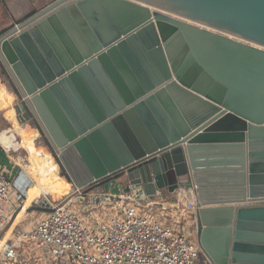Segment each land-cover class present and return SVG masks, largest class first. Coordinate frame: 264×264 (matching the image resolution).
I'll return each instance as SVG.
<instances>
[{"label":"water","instance_id":"95a60500","mask_svg":"<svg viewBox=\"0 0 264 264\" xmlns=\"http://www.w3.org/2000/svg\"><path fill=\"white\" fill-rule=\"evenodd\" d=\"M0 66L74 190L192 188L209 263L264 264V0H52Z\"/></svg>","mask_w":264,"mask_h":264},{"label":"built area","instance_id":"2783aa9c","mask_svg":"<svg viewBox=\"0 0 264 264\" xmlns=\"http://www.w3.org/2000/svg\"><path fill=\"white\" fill-rule=\"evenodd\" d=\"M101 183L75 189L89 200L80 210L51 204L32 229L16 230L9 239L0 233V264H198L200 248L190 230L197 209L192 188H178L172 199L142 198L130 185L104 199ZM11 186L0 170V232L11 217Z\"/></svg>","mask_w":264,"mask_h":264},{"label":"rangeland","instance_id":"374dc122","mask_svg":"<svg viewBox=\"0 0 264 264\" xmlns=\"http://www.w3.org/2000/svg\"><path fill=\"white\" fill-rule=\"evenodd\" d=\"M52 0H11L10 1V7H9V11L13 14L16 15V17H14L13 15H11V21L12 22H16L15 20H23L24 18H26L27 16H29L30 14H32L33 12H35L36 10H38L39 8L43 7L45 4L49 3ZM7 8V7H4ZM4 70V69H3ZM3 74L6 77V72ZM7 78V77H6ZM10 88L13 89V87L10 84ZM13 98H17V100L15 101V103H19L21 100L18 99L17 94L15 93L14 89H13V94H12ZM24 120V117L22 114L18 115V119L17 121L22 122ZM28 122L25 123V126H21V125H14L13 127L10 128H21V135L19 136V140H21L22 138H26L29 141H32L28 146H27V150L29 152L28 156H29V160L31 161L30 167L32 168H28L26 170V173L28 175H32L36 178H45V180H43V185H49L52 180V186L49 188V190L46 192L45 196L40 195L38 197H36V199H33L32 201L29 202V205H34V202H40L42 201V199H46L50 204H61V205H65L68 206L69 208H71V210H80L82 209L84 206L89 204V200L87 197L83 196V201H79L77 200L78 197L80 195L77 194V192H75V190L70 186V181L66 180L64 177V170L61 168L58 160L56 159L55 156V152L54 150L47 145V141L44 137V135H42L37 127L35 126V124L33 123L32 120L28 119ZM25 122V120H24ZM18 129V130H19ZM11 142V139H10ZM8 141V143H10ZM21 142V141H20ZM22 145V143H21ZM32 145L31 148H29ZM23 146V145H22ZM27 153L25 151H23L21 153V157H25ZM27 156V158H28ZM26 161H28V159H26ZM29 164V163H28ZM21 167H23V164L21 163ZM47 165H50L51 167H46ZM25 168V167H24ZM20 171V170H19ZM19 171H17V175H19ZM44 174V175H43ZM39 183L42 184V181H39ZM96 186H91L89 189L93 190ZM73 189V190H72ZM10 198L11 199H15V197L13 196V193L16 192V189L14 186L10 187ZM53 193H56L59 195L58 199H61L60 201H58L57 203L53 201ZM166 196V195H165ZM169 197H171L173 194H169ZM24 198V197H23ZM26 198H24L25 200ZM17 201V200H16ZM7 209V206H6ZM10 209L8 208L7 211H9ZM81 214V213H80ZM83 214H85V212H83ZM45 216L47 215L46 212H39V211H35V216ZM194 225V224H193ZM193 225H190V230H193ZM19 230V229H17ZM16 231V230H15ZM9 233V232H8ZM3 235V234H2ZM7 235H5L6 239L8 238ZM3 237V236H2ZM4 238V237H3ZM192 239H195V232L192 235ZM44 257V255H43ZM41 261L38 260L36 261V259H30V263L31 264H41ZM54 264V263H50L48 260L43 262V264ZM198 264H210L207 262L206 257L203 254H200L198 260H197ZM58 264V263H55Z\"/></svg>","mask_w":264,"mask_h":264},{"label":"crops","instance_id":"0c3cea01","mask_svg":"<svg viewBox=\"0 0 264 264\" xmlns=\"http://www.w3.org/2000/svg\"><path fill=\"white\" fill-rule=\"evenodd\" d=\"M10 1L11 0H0V33L5 31L8 27L13 25L14 23L18 22V20H15L16 22L11 21V15H13L14 17H16V15L9 11ZM4 7H7V8H4ZM3 72H4L3 68L0 66V131L13 127L14 125H17V124L24 127L25 123L28 122L26 119H24L25 122L24 120L22 122L17 121L18 115H20L15 107L16 106L15 101L17 100V98L12 97L13 89L10 88V82L5 77ZM20 129L18 131H20ZM8 141L10 142V139L7 141H3L2 139H0V142H2V144L0 143V170L6 172L12 181L16 177L15 175L17 174V171L19 170L23 171L26 174V176L29 177L28 174L26 173V170L32 167L30 166H25V168L24 166L21 167L22 166L21 163L23 164L27 158L21 157V153L20 154L8 153L7 146L4 145V144H7ZM20 141H21L20 143H22L23 147L26 148V150H27V146L32 142L26 138H22ZM31 147L32 145L29 148ZM26 150L25 152L29 153ZM30 162L31 161L29 160L28 165L31 164ZM46 167L49 168L51 166L47 165ZM13 196L15 197V199H11L10 205L7 206V209L8 208L10 209L9 213L11 217L7 221L5 227L0 232L1 235L3 234L2 235L4 237L3 239H6L5 235L7 234H8L7 239L11 238L13 233L17 229H23V230L32 229L33 226L36 224V222L40 218L43 217L42 215L35 216V211L45 212V211L38 210V209L37 210L31 209L32 205L31 206L29 205V202H28L29 200L28 201L24 200L26 196H24V198H22L21 201L18 200L19 198L18 191L14 192ZM58 197H59L58 194L53 193V198H52L53 201L61 200V199H58ZM34 203H35L34 205H36L38 204V201ZM26 254L29 255V253H25V255Z\"/></svg>","mask_w":264,"mask_h":264},{"label":"bare ground","instance_id":"6f19581e","mask_svg":"<svg viewBox=\"0 0 264 264\" xmlns=\"http://www.w3.org/2000/svg\"><path fill=\"white\" fill-rule=\"evenodd\" d=\"M16 110L18 111L19 114H22L17 105L15 106ZM24 117V116H23ZM24 119L28 120L27 118L24 117ZM19 128H7L5 130H1L0 131V139H2L3 141H7L9 139H11L10 143L4 144L7 146V152L8 153H22L23 151L26 150V148H24L19 140V136L21 135V129L20 131H18ZM9 137V138H8ZM2 144V142H0ZM27 153V152H26ZM29 153H27L26 155L28 156ZM26 156V158H27ZM29 159V156L28 158ZM29 161V160H28ZM28 161H24L23 166H28ZM26 174L23 172V175H21V177L18 180V183L20 184V186L22 188H25V192H26V199L25 200H29L28 202H30L32 199L40 196V195H44L49 188L52 186V182L49 185L44 186L43 185V180H45V178L41 177V178H36L32 175H28L29 177H25ZM44 175V174H43ZM32 181V182H31ZM39 181H42V184L39 183ZM70 181V180H69ZM71 188H73V184L70 181V186ZM34 189V190H33ZM73 190V189H72ZM175 193V192H174ZM173 193V195H174ZM60 201V200H58ZM58 201H54V202H58ZM200 256V254H199Z\"/></svg>","mask_w":264,"mask_h":264},{"label":"flooded vegetation","instance_id":"af4514ba","mask_svg":"<svg viewBox=\"0 0 264 264\" xmlns=\"http://www.w3.org/2000/svg\"><path fill=\"white\" fill-rule=\"evenodd\" d=\"M193 227H194L193 230H194V232H195V224L193 225ZM199 254H202V252L200 251ZM206 260H207V258H206ZM207 262L209 263L208 260H207Z\"/></svg>","mask_w":264,"mask_h":264},{"label":"trees","instance_id":"16d2710c","mask_svg":"<svg viewBox=\"0 0 264 264\" xmlns=\"http://www.w3.org/2000/svg\"><path fill=\"white\" fill-rule=\"evenodd\" d=\"M3 71L5 72V70H3ZM64 177H65V175H64ZM65 179H66V180H69V179H68V178H66V177H65Z\"/></svg>","mask_w":264,"mask_h":264}]
</instances>
